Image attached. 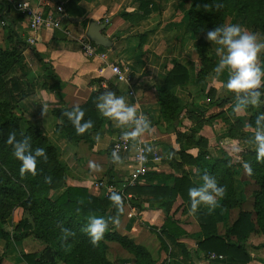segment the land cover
<instances>
[{
    "label": "crops",
    "instance_id": "1",
    "mask_svg": "<svg viewBox=\"0 0 264 264\" xmlns=\"http://www.w3.org/2000/svg\"><path fill=\"white\" fill-rule=\"evenodd\" d=\"M24 1L40 9L44 18L63 3L64 15L58 26L31 29L19 8ZM153 2L157 9L143 14L139 10L140 0H77V8L72 7L70 0H0L1 47L7 46L6 30L11 25L17 37L27 44L22 53L30 66L26 72L45 74L48 81L47 91L35 87L18 105L56 148L66 169V185L83 187L94 196L106 194L103 188L95 186L98 179H106L116 187L127 185L135 166L133 145L140 143L149 159L157 155L159 160L150 161L149 171L135 185L169 189L173 186V178L179 177L184 181L181 191L189 198L188 189L200 187L203 174H211L215 164L225 157L220 151V129L226 130V125L220 124V108L233 107L234 102L238 106L233 108L236 115L243 116L246 111L236 101V95L229 98L226 94L227 99L220 101L225 90L224 80L222 75L217 76L214 72L220 54L210 44L208 55L215 65L203 78L199 76L203 65L194 49L196 37L187 29V3L183 0L182 4L181 0H152L146 6L147 10ZM80 9L85 12L83 16L78 13ZM83 21L86 26L82 25ZM91 21L104 24L102 33L111 41V46H96L97 54L87 57L82 52L80 40ZM174 62L187 69L189 80L169 92L176 104L172 106L170 102L164 113L159 93L163 92L162 87ZM114 65L122 71L123 79H118L113 72ZM106 91L124 96L128 104L137 108L138 115L143 113L150 121L148 129L135 139L131 138V148L113 151L118 137L132 131L134 125H120L102 116L97 108L102 123L91 132L92 148L86 141L69 143L54 131L58 123L52 114L54 110L82 106L92 94L100 96ZM179 106L182 110L175 118L173 115ZM198 120H201L199 128ZM125 200L123 214L116 223L117 234L134 239L150 251L155 236L144 228L161 226L171 218L186 232L177 242L184 246L188 257H182L179 249L174 248L178 254L173 258L176 264H232L224 255L222 259L209 260L207 253L198 246L202 240L199 237L200 212L213 214L216 233H225L226 216L220 212L218 198L211 210L201 204L195 213L188 209L180 193L169 199L142 190L140 195L128 192ZM107 212L111 213V209ZM255 239V234L249 233L248 241L254 247L244 248L250 257L245 264H264V247H256L259 243ZM159 245L158 242L155 253L159 252ZM161 253L169 258V252Z\"/></svg>",
    "mask_w": 264,
    "mask_h": 264
},
{
    "label": "trees",
    "instance_id": "2",
    "mask_svg": "<svg viewBox=\"0 0 264 264\" xmlns=\"http://www.w3.org/2000/svg\"><path fill=\"white\" fill-rule=\"evenodd\" d=\"M140 2L139 10L143 14L149 13L150 10L157 9L153 2L151 9L147 10L146 6H148L152 0H140ZM190 2V8L186 10L187 29L196 37L194 49L198 53L203 65V69L198 72L199 76L202 78L211 67L215 65V63H211V59L208 55V44L204 40L205 32L216 26L225 25L224 20L226 14L238 15L237 17L241 18L240 22L246 26V28H252V30H256L257 28L264 34V0H190ZM70 3L72 7L77 8V0H70ZM218 4L221 6L216 7ZM78 13L81 16L85 14L82 9L78 10ZM258 22H260V24H258ZM82 25L86 26V21H83ZM6 31L8 34L6 39L7 42L10 44L12 43V49L8 51L7 46L4 48L0 47V97L7 83H11V88L8 91L9 99L7 101L1 100L0 98V109L6 111L5 108L9 107L7 111H10L11 108L14 109V107L18 105L19 101L30 95L32 89L28 88L24 90L17 78L9 76L14 67L22 61L21 55L27 44L17 37L11 25L7 27ZM32 51L37 58L35 50L32 49ZM262 59H264V54ZM188 80L189 74L187 69L178 62H174L162 87L163 92L159 93L164 113L165 108L170 102L172 106L176 104L175 101H172L173 98L169 92H171L175 86L186 83ZM16 92L17 94H14ZM241 95H243V93H241ZM98 97V94L94 93L85 104L80 106L84 111L81 123L91 120V128L87 129L84 133L78 134L72 122L64 115L65 111H70L72 108L64 107L52 112L53 116L58 121L54 126V131L63 135L69 143L77 144L80 141H86L92 148L94 146V140L91 137V132L97 130L102 123V120L96 113V102ZM247 107L248 109L253 107L252 113L250 112L251 110H247V112L251 113L248 117L249 123L255 124L257 114L259 112H264V104H261L258 108L252 105H248ZM181 110L182 107L179 106L173 116L176 118ZM19 121V118H15L13 125L16 126ZM200 126L201 120H198L197 128ZM2 128L5 127H0V133H2ZM123 135H125V133ZM25 136L31 137L29 141L31 145L30 151H34V149L38 147L44 148L47 159L38 158L35 175L27 171L22 173L20 170V161L12 155L11 147L8 146L6 149H3L2 155L0 154L1 202L5 199L19 198L21 194H27L25 199L20 203L23 207L29 208L34 205L36 206L39 201L46 202L58 213V223H62L66 227L67 224L78 221L81 224L80 229H83L87 225V218L90 215L102 216L107 220V210L111 207L112 215L108 217V227L101 240H108L111 238L124 242H127L126 237L111 231H113L112 228L116 224L114 221L117 219L119 220L123 214L122 208L128 192L140 195L142 190H148L150 194L157 197H168L169 199H174L175 196L180 193L182 198L187 202L188 209L191 210L190 199L181 191L183 190L184 181L179 177L173 178V186L169 189H167V187H141L136 185L133 187L125 186L121 189L118 187L119 189L116 192L121 196L122 204L120 208H117L109 199L111 193L98 197L90 194L83 187L66 185V169L60 162L56 149L49 144L46 136L38 130L34 123H28L27 128L18 136L17 140L23 139ZM250 156H252L251 159H253V162L250 164L252 168L251 175L261 189L264 190V159L258 161L257 153H253ZM223 164L222 161L216 163V167L212 169V173L218 175L219 171L217 170H220V166ZM56 180H58V187L52 188ZM217 185L220 186L219 179L217 180ZM52 189H58V195L53 201L48 197L50 193L49 190ZM161 189L164 190L165 193H163ZM257 203V218L261 219L260 214H262L264 210V194L260 195V200L259 202L257 201ZM131 205H135V202H131ZM136 205L138 204L136 203ZM198 220L201 228L199 237L202 238L198 246L207 253V256L209 253L224 255L231 260L232 264H245L250 259L243 245L239 242L245 240L249 233L255 228L256 221L252 219L249 212H240L229 227L225 228V233L222 235L216 233L213 214L200 212L198 213ZM150 230L156 234L161 247L166 252H169V259L172 260L170 264H176L173 258L178 257L175 251L176 249L174 248L179 249L182 257H188V253L184 249V246L177 242L179 237L186 235V232L179 228L171 218H167L158 229L150 228ZM0 233L4 234L7 241L11 239L23 240L27 237H33L36 241L45 245L39 252L22 254V259L26 264H58L59 249L57 250L55 243L48 237L47 233L35 231L28 219L20 220L12 232L0 228ZM77 233H79V236H77L79 240L86 241L90 246L95 245L91 242V238L86 232L77 231ZM230 237H234L236 241L230 239ZM128 245L133 246L135 253L141 251L139 247L133 245L129 240L127 242V246ZM99 247L100 249L102 248L101 245L97 248ZM96 254L93 253L91 257L92 261H97L99 259V255L97 254L96 256ZM92 263L95 264L94 262Z\"/></svg>",
    "mask_w": 264,
    "mask_h": 264
},
{
    "label": "rangeland",
    "instance_id": "3",
    "mask_svg": "<svg viewBox=\"0 0 264 264\" xmlns=\"http://www.w3.org/2000/svg\"><path fill=\"white\" fill-rule=\"evenodd\" d=\"M185 2L189 9L191 3L190 0H185ZM180 4H182V0ZM237 16L238 15L234 14H226L224 24H237L241 27L242 31L246 30L247 32L255 33L258 42H264V34L261 31L257 28L256 30L246 28V26L240 22L241 18ZM258 24H260V22H258ZM204 40L208 45L210 44L215 49L221 47L208 41L205 37ZM7 47V50L10 51L12 49V43L10 44L8 42ZM263 54L264 50H261L257 56V64L262 71H264V59H262ZM21 56L22 61L14 67L9 76L17 78L24 90L30 88L33 92L35 87H37L47 91L48 81L46 75L41 73H27L26 70L30 67L29 63L24 59L23 54ZM221 75L225 82L228 76L227 70H224ZM10 88L11 83H7L3 94H1V100L7 101L9 99L8 91ZM225 90L220 96V101H225V99H227L225 96L226 94H229V98H231L230 95L235 96L233 92ZM260 91L262 93L261 99L264 100V87H262ZM14 94H17V92ZM235 105L236 104L233 102V107L230 105L228 109L220 108V120H222L220 124L221 126L226 125L225 131L222 128L220 129V151L222 150L225 153V157L221 158L220 161L224 164L220 166V170H217L219 171L218 175L215 173L209 175L215 177L216 180L219 179L220 185L225 189L224 195L222 197H217L220 200V212L224 217L226 216L225 218L223 217L225 220L224 227L228 228L240 212H249L252 219L256 221L255 228L250 234H255V241L259 243L256 247H264V210L262 211V214H260L261 219L257 218V201L259 202L260 195L264 194V190L261 189L253 179L251 175L252 171L249 174L244 167L245 163L250 165L251 162H253V159H251L252 156L250 155L256 153L255 145L252 143V137L256 125L252 123L250 124L248 120V117L253 112V107L248 109V107L241 106L246 111L243 116H238L233 110V108L238 107ZM5 110L6 111L0 109V127H5L2 128V133H0L1 155L4 151L3 149H6L8 146L11 147V145L7 143L9 133L15 132L17 139L27 128L28 123H34L36 126V123L29 120L28 116L22 112L19 105L14 107V109L11 108L10 111H7L9 110V107L5 108ZM247 110H251V113L247 112ZM15 118L20 119L16 126L13 125ZM48 142L54 147L50 141ZM234 145H239L242 148V151L234 152ZM54 187H58V180L53 183L52 188ZM119 187L121 189L122 186ZM49 192L48 197L53 201L58 195V189H52L49 190ZM105 195H107V193ZM26 196L27 194H21L19 198L5 199L2 202V197L0 196V228L12 232L20 220L28 219L35 231L47 233L48 237L55 243L57 250L59 249L58 264H93L92 262L95 264H170L172 262L167 254L161 253V251L166 253L161 245H159V252L155 253L156 245L158 242L160 243V241L150 228L158 229L159 226L156 227L150 225L147 228H144L145 231H150V233L155 236V246L153 245V247H151L150 245V251L143 245L135 243L134 239L126 236L127 242L129 240L133 245L139 247L141 249L140 252L135 253L133 246H127V242L111 238L108 240H101L98 244L90 246L86 241L79 240L77 237L79 236L77 231H83L84 229H80V222L75 221L67 224L65 227L62 223H58V213L43 201L37 202L36 206L34 205L29 208L23 207L20 203ZM107 214H109L108 216L112 215L110 212H107ZM117 225L118 224L114 225L112 228L113 231L111 232L117 231ZM67 233L71 234L68 235ZM232 240L236 241L235 239ZM239 242L244 248L247 246L254 247L249 243L248 237ZM100 245L102 248H97ZM44 246V244L36 241L33 237H27L23 240L11 239L7 241L4 234L0 233V264H26L22 259V254L39 252ZM93 253L99 255L97 261L91 260Z\"/></svg>",
    "mask_w": 264,
    "mask_h": 264
},
{
    "label": "clouds",
    "instance_id": "4",
    "mask_svg": "<svg viewBox=\"0 0 264 264\" xmlns=\"http://www.w3.org/2000/svg\"><path fill=\"white\" fill-rule=\"evenodd\" d=\"M220 6L216 5V7ZM205 38L221 46L216 48L220 59L214 72L219 76L224 70H227L228 76L223 87L236 95L238 104L244 107L252 105L257 108L264 104L260 91L264 87V71L257 64V56L261 50H264V42H258L255 33L242 31L237 24L216 26L205 32ZM96 108L102 116L115 120L120 125L133 124V130L125 134L129 138L135 139L150 126V121L143 113L138 115L135 106L128 104L124 96L116 95L112 91H106L97 98ZM64 115L72 122L78 134L84 133L92 127L91 120L81 123L84 111L79 105L73 106L70 111H65ZM255 125L252 143L255 145L259 161L264 159V112L257 114ZM30 139L31 137L25 136L23 139L17 140L16 133L12 132L8 135L7 143L12 147V155L20 161L21 172L27 171L35 175L38 158L47 159V156L44 148L38 147L34 151H30ZM233 151L240 152L242 148L239 145H234ZM113 157L119 160L115 153H113ZM244 167L250 174L251 166L245 163ZM201 179L203 183L200 187L188 189L190 208L193 213L201 204L207 205L211 210L216 205L217 197H222L225 192L222 185L217 186L216 178L208 173H204ZM109 199L115 207H121V196L117 192H112ZM87 219L88 223L83 231L91 238V242L96 244L103 237L108 227V221L104 217L96 215H90ZM114 222L118 223V219Z\"/></svg>",
    "mask_w": 264,
    "mask_h": 264
},
{
    "label": "built area",
    "instance_id": "5",
    "mask_svg": "<svg viewBox=\"0 0 264 264\" xmlns=\"http://www.w3.org/2000/svg\"><path fill=\"white\" fill-rule=\"evenodd\" d=\"M11 1V0H10ZM40 1V0H39ZM20 11L22 12L23 16L27 20V23L31 29H39L46 25H54L58 26V21L64 15V6L63 3L58 4L55 7V12L49 13L47 18H44L43 13L37 7L32 6L29 2L24 1L19 4ZM82 52L87 56L91 57L96 55V46L86 37L83 36L80 40ZM103 56L102 54H100ZM113 72L117 75L118 79H123V73L118 68V66H112ZM132 141L131 138L127 137L126 135H120L116 142L113 145L114 152H120L122 150H126L131 148ZM134 148V159H135V166L131 170L129 174V178L127 180L126 186H133L139 180L140 177L144 176L149 171L150 161L156 162L159 160L157 155H154L152 159H149L146 155V150L140 143H136L133 145ZM95 186L98 188H103L107 194L118 191V187L114 184L110 183L106 179H98L94 182ZM125 187L122 185L121 188ZM207 258L209 260L214 259H222V255H216L214 253H209Z\"/></svg>",
    "mask_w": 264,
    "mask_h": 264
},
{
    "label": "water",
    "instance_id": "6",
    "mask_svg": "<svg viewBox=\"0 0 264 264\" xmlns=\"http://www.w3.org/2000/svg\"><path fill=\"white\" fill-rule=\"evenodd\" d=\"M103 28L104 24L98 23L97 21H91L86 27L85 36L95 46L110 47L111 41L102 33Z\"/></svg>",
    "mask_w": 264,
    "mask_h": 264
}]
</instances>
